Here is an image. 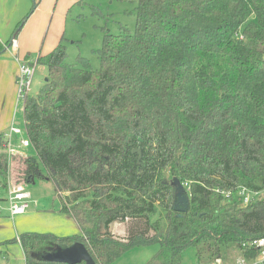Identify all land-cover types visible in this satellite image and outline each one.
<instances>
[{
    "label": "trees",
    "instance_id": "16d2710c",
    "mask_svg": "<svg viewBox=\"0 0 264 264\" xmlns=\"http://www.w3.org/2000/svg\"><path fill=\"white\" fill-rule=\"evenodd\" d=\"M96 53L99 69L67 63L65 39L34 57L49 70L22 99L34 156L9 160L0 133V173L21 160L26 185L43 164L80 228L22 233L26 264H71L45 256L76 242L97 264L153 244L146 264H183L188 248L199 264L256 259L244 243L264 237V0H139L135 32H105ZM243 187L258 193L247 205ZM127 219L144 231L114 237Z\"/></svg>",
    "mask_w": 264,
    "mask_h": 264
},
{
    "label": "rangeland",
    "instance_id": "374dc122",
    "mask_svg": "<svg viewBox=\"0 0 264 264\" xmlns=\"http://www.w3.org/2000/svg\"><path fill=\"white\" fill-rule=\"evenodd\" d=\"M16 2L18 0H10L6 7L4 0H0V21H3L0 41L5 44L4 49L0 51V65L3 63V72L0 73V133H5L11 138V144L22 150L21 156H34L33 146L24 147L21 144L27 130L18 76L26 54L34 52L33 57L40 52L47 54L54 50L61 39H65L68 50L67 63L75 64L79 57L83 56L90 60L94 69H99L101 63L96 51L103 46L105 32L119 34L122 27L135 32L139 0H22L24 13L21 19L26 17V21L21 29H17L20 22L11 29L7 18L20 11V5H16ZM14 37L17 46L10 44ZM48 75L47 66L35 64L34 75L28 88L30 95L40 91ZM14 124L22 128V134H11ZM41 165L44 177L34 178L31 183L26 184L31 192L30 208L20 214L18 224L11 219V222L0 228V264H26L22 244L16 240L24 232H45L60 237L80 233L76 221L59 211L61 198L55 184L47 179L43 164ZM13 166L14 169L12 167L8 170V180L0 173V198L3 208L9 205L5 199L8 197V184L14 182V173H18L22 166L21 160L20 163L18 159L14 161ZM0 216L8 218L9 213L4 211ZM145 222V219H127L111 224L109 230L114 237L124 239L132 233L144 231ZM149 233L152 234L151 231ZM157 249V244L134 247L113 264H146ZM225 252L227 253L226 248ZM236 257V252L231 253L225 264L233 263ZM183 264H199L194 248L185 251Z\"/></svg>",
    "mask_w": 264,
    "mask_h": 264
},
{
    "label": "built area",
    "instance_id": "2783aa9c",
    "mask_svg": "<svg viewBox=\"0 0 264 264\" xmlns=\"http://www.w3.org/2000/svg\"><path fill=\"white\" fill-rule=\"evenodd\" d=\"M12 46H17V40L14 38L12 39ZM35 64H37L32 59H24L21 62L20 66V75L18 76V82L20 84V96L22 99L25 97V95L28 92V88L31 84L34 70H35ZM23 130L20 126L13 125L11 128V134H22ZM8 138V137H7ZM21 144L24 147H29L32 145L30 138L28 135H26L24 138L21 139ZM6 151L9 157V160L14 154H20L23 153L22 150H18L17 147L15 148L11 144V138H8ZM9 189H8V197L5 198L8 202V210L11 214V216H15L17 214H21L27 211V209L31 206V192L27 188V186L23 183L20 184H14L9 183ZM217 191H222L223 193L226 192L228 196L232 194L231 191H225L221 189H217ZM239 194L244 196V204L247 205L251 201H253L256 196L258 195L257 192H253L252 190H249L246 187L240 188ZM2 200L0 199V207L2 205ZM244 246L255 248L259 250V255L256 259L248 261L245 258L239 256L236 258V264H264V237L259 239L251 240L247 243H244ZM216 264V263H211ZM217 264H223L220 261Z\"/></svg>",
    "mask_w": 264,
    "mask_h": 264
},
{
    "label": "water",
    "instance_id": "95a60500",
    "mask_svg": "<svg viewBox=\"0 0 264 264\" xmlns=\"http://www.w3.org/2000/svg\"><path fill=\"white\" fill-rule=\"evenodd\" d=\"M47 79L48 78H46V80ZM134 152L139 153L140 160L142 157L141 149H134ZM45 258L52 261L68 262L71 264H97L85 245L81 242H76L70 247L49 253Z\"/></svg>",
    "mask_w": 264,
    "mask_h": 264
},
{
    "label": "crops",
    "instance_id": "0c3cea01",
    "mask_svg": "<svg viewBox=\"0 0 264 264\" xmlns=\"http://www.w3.org/2000/svg\"><path fill=\"white\" fill-rule=\"evenodd\" d=\"M20 1V2H19ZM4 3H5V5H6V7L8 6V4L10 3V0H4ZM21 3H22V0H18V2H16V5H20V11L17 13V14H15V16L14 15H12V16H9L8 18H7V23H8V26L12 29V27L14 26V25H16V23H19V22H21L23 19H24V17L21 19V17H22V15H23V9H22V7H21ZM2 25H3V21H0V29L2 28ZM1 31V30H0ZM18 40L20 41V37L18 38ZM48 54V53H47ZM28 55H31V58L30 59H32V60H34V57H33V55H34V52H28V54H26V56H25V58L28 56ZM38 55H46V54H41V52L38 54ZM37 56V55H36ZM24 58V59H25ZM5 61V60H4ZM2 64L3 63H1V65H0V73H2L3 72V70H2ZM14 125H16V124H14ZM17 126V125H16ZM15 135H19V134H15ZM9 138V137H8ZM17 149L18 150H20L19 149V147H17ZM2 200V199H1ZM3 210V211H2ZM4 211H6L7 213H9V217L8 218H6V217H2V216H0V228L1 227H3L7 222H11V219H13V220H15L16 221V224H18V217L20 216V214H17V215H15V216H11V214H10V212H9V210H8V207L7 208H3V206L2 207H0V215H2L3 214V212ZM69 216V215H68ZM12 217V218H11ZM79 227V226H78ZM80 229V228H79Z\"/></svg>",
    "mask_w": 264,
    "mask_h": 264
}]
</instances>
